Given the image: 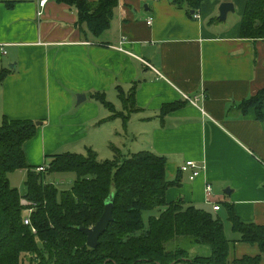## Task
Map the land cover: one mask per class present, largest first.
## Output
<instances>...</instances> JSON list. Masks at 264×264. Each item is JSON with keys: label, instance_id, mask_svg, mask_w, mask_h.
<instances>
[{"label": "crops", "instance_id": "0c3cea01", "mask_svg": "<svg viewBox=\"0 0 264 264\" xmlns=\"http://www.w3.org/2000/svg\"><path fill=\"white\" fill-rule=\"evenodd\" d=\"M176 1L119 0L111 28L96 37L78 26L77 9L56 0L47 1L42 16L41 0H0V69L9 71L0 86V122L36 123L35 137L23 146L32 171L65 152L91 149L101 159L102 150L101 161L109 160L111 136L122 140L126 155L166 158L167 180L176 183L167 202L184 200L226 220L225 234L236 241L232 258L261 255L264 264V252L233 232L226 208L241 221L264 225V119L255 109L237 110L264 88V41L241 38L242 1L233 3V24L228 18L235 12L227 22L218 18L222 2L206 1L191 12ZM134 87L138 111L129 114L120 94L128 97ZM101 94L114 111L96 99ZM185 94L199 96L197 106ZM79 95L86 97L81 103ZM166 104L180 107L162 119ZM115 113L129 115L127 126L120 116L107 122ZM187 161L203 167L193 181L182 172ZM28 172H15L20 189Z\"/></svg>", "mask_w": 264, "mask_h": 264}, {"label": "trees", "instance_id": "16d2710c", "mask_svg": "<svg viewBox=\"0 0 264 264\" xmlns=\"http://www.w3.org/2000/svg\"><path fill=\"white\" fill-rule=\"evenodd\" d=\"M78 10V26H86L99 37L111 28L119 0H56ZM206 1H242L246 4L240 36L264 41V0H177L180 7L198 11ZM9 74L0 69V86ZM121 100L129 114L138 111L135 87L129 96L121 92ZM96 99L114 111L106 96ZM186 103H188L185 100ZM180 104H166L161 118L179 110ZM256 111L264 119V88L239 103L238 112ZM129 115L115 113L108 120ZM106 122V121H102ZM37 132L36 123L5 117L0 122V264H260L262 257L244 256L233 259L236 241L225 234V224L218 216L184 200L167 202L168 189L176 183L167 180L166 158L148 151L137 154L117 153L114 159L101 161L96 151L86 154L65 152L50 156L48 171L29 169L24 144ZM117 151L115 150V153ZM27 169L26 194L11 186L9 174ZM74 174L70 189L60 190L45 184L48 174ZM114 198V221L100 236L97 249L88 246L81 227L91 228L104 214L106 201ZM22 199L30 201L31 225L24 219ZM228 220L241 241L258 246L264 252V225L241 221L231 205ZM158 211L149 217L144 214ZM36 229L37 233L33 232ZM184 238L196 246H205L203 255L191 258L182 247ZM173 243L174 246L170 247Z\"/></svg>", "mask_w": 264, "mask_h": 264}, {"label": "rangeland", "instance_id": "374dc122", "mask_svg": "<svg viewBox=\"0 0 264 264\" xmlns=\"http://www.w3.org/2000/svg\"><path fill=\"white\" fill-rule=\"evenodd\" d=\"M244 3V2H243ZM245 7H246V4H245ZM236 15H237V10H236V12L234 13V14H232V15H230L229 16V18L228 19H230L229 20V22H231V24H233L234 22V20L236 19ZM219 18V17H218ZM228 20H226V22H227ZM108 126H110V125H108ZM109 128V127H108ZM108 135H109V133H108ZM111 139L112 140H114L116 143H114V142H109V154H110V159H114L115 157V155L117 154V153H120V154H122L123 152V154H125V153H127V151H128V149H127V147H123L124 145H123V142H122V140L120 139V138H115V137H113L112 138V136H111ZM116 144V146L117 147H119V148H121L120 150H122V151H117L116 153H115V148H114V144ZM113 145V146H112ZM123 145V146H122ZM134 150H136V149H134ZM132 152H135V151H132ZM100 154H101V156L103 157V158H106L105 157V155L103 154V151L101 150L100 151ZM114 155V156H113ZM101 157V159H103ZM114 157V158H113ZM100 159V160H101ZM15 174V173H14ZM20 179H21V177H20V175L18 174V173H16L15 174V176H13V178H12V181H11V183H12V185L13 186H17L19 189H20V186L18 185L19 184V182H20ZM70 179H72V180H74V179H76L75 178V175H73V174H67V173H65V174H60V173H54V174H48V175H46L45 176V182L46 183H52L53 185H55L56 187H58L60 190H66V189H68V188H70V183H69V181H70ZM20 191L22 192H26V187L24 186V184L22 185V188L20 189ZM158 213V211H154V212H148V213H145L144 214V221H145V223L147 224V222H148V219H149V217H151V216H154V214H157ZM223 223L225 224V228H228V227H230V224L229 223H227V221L226 220H224L223 221ZM231 235H233V233H230ZM227 236V238H229V239H232V238H230L229 237V235L228 234H226ZM236 236V235H235ZM174 246V244L173 243H171L170 244V247H173ZM182 247L183 248H186L187 249V251H188V253L191 255L192 254V251L193 250H196L197 249V251H199L200 250V253H202L201 251V248H207V249H209L208 247H205V246H196V245H194L193 243H192V241L191 240H189V239H187V238H184V240H183V244H182ZM193 255V254H192Z\"/></svg>", "mask_w": 264, "mask_h": 264}, {"label": "water", "instance_id": "95a60500", "mask_svg": "<svg viewBox=\"0 0 264 264\" xmlns=\"http://www.w3.org/2000/svg\"><path fill=\"white\" fill-rule=\"evenodd\" d=\"M220 15L219 19L222 21H226L227 15L230 12H235V6L233 3L230 2H222L220 7ZM86 97L79 95V101L78 103H81L82 100H84ZM38 125L41 123H37ZM113 208H114V198L111 195L109 199L106 201L104 214L102 215L101 219L96 223L95 226L91 228H85L81 227V231L85 233L87 236V242L88 246L92 249H97V247L100 245L99 239L102 234H104L108 230V226L111 224V222L114 221V215H113Z\"/></svg>", "mask_w": 264, "mask_h": 264}, {"label": "built area", "instance_id": "2783aa9c", "mask_svg": "<svg viewBox=\"0 0 264 264\" xmlns=\"http://www.w3.org/2000/svg\"><path fill=\"white\" fill-rule=\"evenodd\" d=\"M47 1L48 0H41L40 5H39L40 6V8H39L40 11L38 13V16H42V14H43V10L42 9L45 8V6L47 4ZM195 17L196 18H200V15L195 14ZM148 21H149L148 24H150V25L153 23L152 18H149ZM184 99L188 103H190L191 105L197 106V103L199 102L200 97L199 96L193 97V96H190L188 94H185L184 95ZM48 168H49L48 165H44V166L37 167L35 171L38 172V173H42V172L48 171L47 170ZM202 170H203V167L198 166L194 161H187L182 166V172L190 173V176H189L190 181L195 180L197 178V176L202 172ZM211 192H212V187L210 185H207V187H206V195L208 197H210L211 196ZM22 205L25 206V209L28 212V215L25 217L24 222H25L26 225H31L32 223H31V215L30 214L32 213V207L34 205L30 201L25 200V199H22ZM220 208H221L220 205H216L215 204L213 206V209L215 211H220L221 210ZM32 229H33V232L36 234L37 233L36 229H34V228H32Z\"/></svg>", "mask_w": 264, "mask_h": 264}]
</instances>
